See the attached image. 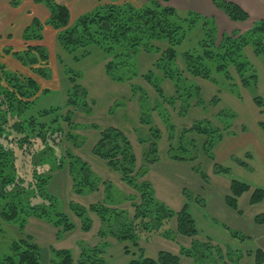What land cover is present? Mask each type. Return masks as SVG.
<instances>
[{
	"label": "trees",
	"instance_id": "1",
	"mask_svg": "<svg viewBox=\"0 0 264 264\" xmlns=\"http://www.w3.org/2000/svg\"><path fill=\"white\" fill-rule=\"evenodd\" d=\"M36 2L47 7L50 12L48 19L44 21L38 17L33 18L22 32L21 47H0V224H16L22 233L21 238L11 243L9 252L0 255V264H41L45 254L44 249L33 235L25 231L30 216L45 219L55 227L61 228L62 230L58 231V238L63 235L62 233L77 227L61 209L58 196L51 193L48 188L53 179L51 172L55 168H69L73 179L72 184L81 193L94 191L100 183H103L108 190L107 198L110 199V189L114 187V184L108 180L104 181L92 169L88 161L67 149L66 143L69 142H72L74 147L83 146L85 137L77 133L81 127H94L99 131L100 136L93 148V154L103 160L109 169L118 173L120 180L134 189L140 198V201L134 204V219L127 217V232L124 231V226L118 236L122 241H127L138 249V255L126 264H180L181 255L194 258L196 262H199L198 264H217L211 261L212 250L214 246L220 250L219 252L224 248L212 244L209 239L204 241L198 239L197 224L189 209L190 199L187 198L188 201H185L182 208L175 211L155 196V188L149 181H140V175L148 174L151 165L161 159L159 143L163 135L157 126L151 125L149 141L141 140L142 143L148 144V149L145 153L144 165L139 167L133 143L121 128L114 125L101 127L95 123L82 126L74 121L72 111L76 109L91 115L95 101L90 98L88 89L81 83L82 73L68 68L65 64H63V70L68 80L65 105L51 106L34 114L30 113V110L36 105L41 93L47 94L57 89L42 88L41 81L52 80L48 36L54 34L53 38L55 37V40H58L62 48L76 61L91 55L90 48L93 46L101 49L106 61L105 71L109 78L117 82H128L137 75V72L130 74L129 70L125 76L120 70L126 67L127 70L129 69L130 60L138 50L145 48L150 52H160L159 47L154 46L150 41H165L168 46L156 60L155 67L162 72L163 77L175 79L177 83L179 80L186 82V77L177 65L178 46L185 41L195 27L202 26L204 37L200 39L198 48L186 53V68L192 75L205 79L212 75V71L224 74L232 80L231 85L237 88L235 94L240 96V88L254 90L258 82L257 70L247 57L245 49L250 46L258 57H264V19L256 21L247 33L237 38L223 35L220 44L216 46L215 19L193 10L183 14L175 7L163 5L158 0H149L140 6L130 0H108L93 10L79 15L76 19H73L71 10L66 4L55 0H36ZM212 2L232 20L246 21L250 18L249 13L235 2L228 0H212ZM12 4L16 6L17 0H14ZM47 26L54 30L53 33L46 32ZM8 37H12L11 34ZM62 59H59L60 62H63ZM24 70H28L29 74H24ZM156 78L158 75L154 72L147 73L145 77L151 87L158 92L160 102L157 100L155 102L156 108L158 106L160 108L161 101L167 97ZM130 85L133 93L140 96L143 121L152 123L148 117L154 108L151 106L147 92L138 84ZM195 91L198 94L199 87H196ZM191 95L192 92L187 93V97ZM165 100L173 102L169 99ZM254 100L259 107L263 106L262 97L256 95ZM67 108L69 112L64 113V109ZM230 116L233 119L236 118L234 115ZM166 121L170 125L169 140L172 141L177 134L176 126L171 124L168 118ZM260 125L264 129V122ZM228 127L231 128L230 123L224 125L225 129ZM221 129L215 127L210 120L198 121L193 127L183 130L180 139H183L188 132L206 136L202 148L211 160H215L214 148L223 138ZM172 130L175 131V135ZM180 142L177 148L171 145L169 152L175 151V155L172 154L170 157L177 162L195 160V156L189 157L187 154L177 152L178 148H181L184 153L187 151L183 141ZM40 146L43 148L40 149ZM62 149H65V152L58 156L56 152ZM18 150L22 153L21 158L34 157L35 161L33 160L34 162L29 166L22 162L20 166ZM46 164L50 165V173L40 172L37 167ZM214 166L216 173L229 171L219 163L215 162ZM192 168L201 175L203 180L208 181V175L204 171L197 166ZM188 191L183 189L185 194ZM245 192H251V204H264V189L252 188L249 184L236 179L231 181L230 193L225 197L226 203L241 213L239 198ZM134 196L136 197V194ZM34 198H40L41 202L32 205ZM195 200L200 202L202 198L197 196ZM70 208L73 213L82 218V229L90 230L92 220L88 216V208L74 203L70 204ZM89 210L97 213L107 223H110L113 218H121L127 212L110 208L102 203L91 204ZM173 217H176L177 221V234L192 238V246L181 247L179 255L168 251H160L157 258L145 255L144 249L138 244L140 239L138 232L148 233L153 228L152 230L170 237L171 231L165 228V224L169 223ZM255 221L263 224L264 212L258 214ZM232 234L235 238H247V235L238 232H232ZM225 250L232 259L236 256L235 264H239L245 255H254L255 264H264V250L261 248L254 253L246 254L229 247ZM126 251H129L128 248ZM208 251L210 254L207 253ZM95 253L99 254L97 248L83 249L79 263L107 264L104 258L95 256ZM51 254L54 255L51 264H74L73 253L68 249L53 248Z\"/></svg>",
	"mask_w": 264,
	"mask_h": 264
},
{
	"label": "rangeland",
	"instance_id": "2",
	"mask_svg": "<svg viewBox=\"0 0 264 264\" xmlns=\"http://www.w3.org/2000/svg\"><path fill=\"white\" fill-rule=\"evenodd\" d=\"M130 1H132L137 6H140L149 0ZM158 1L163 5H171L175 7L179 12H182L183 14L188 12V10H192L187 7L189 4H191V0ZM19 5H21V0H17V6ZM193 11L208 18L215 19L217 26L216 46L220 44L223 35H230L231 37L237 38L242 34L247 33L253 27L252 26L249 30H243L241 28L230 30L227 29L229 27L226 24H219L215 17L203 14L196 10ZM221 11L224 12L223 10ZM77 17H75V19ZM227 17L231 19L228 15ZM231 21L235 20L231 19ZM203 37L204 31L202 29V26L195 27L189 33L185 41H183V43L178 46L179 56L177 58V65L183 76L186 77V82L179 80L176 83L175 79L163 77L162 72H160L155 67L156 60L162 54L161 52L168 46L167 42L165 41H150V43H152L154 46L159 47L160 52H150L145 48L138 50L130 60L131 65L129 69L127 70L126 67L120 70V72L125 76L127 75V72L129 70L130 74L131 72H137V75L134 78L128 80V82H117L109 78V76L107 75L105 71L106 61L104 59V53L98 47L93 46L92 48H90L92 51L91 55L85 58H81V60L79 61H76L73 59L72 55L68 54L62 48L58 40L54 41L51 36H48V48L51 55L53 76L52 80H41L43 84L42 88L53 87L57 89H53L47 94L41 93L38 96L36 105L31 108L30 113L34 114L39 110L49 108L51 106L65 105L67 100L66 89L68 80L67 76L64 74L63 64L67 65L68 68L74 69L75 71H80L82 73L81 83L88 89L90 98L95 101V104H93L94 110L91 115H87L86 113L78 111L76 109L72 111L74 121L80 123L82 126L95 123L101 127L114 125L121 128L127 133L133 143L135 153L138 158L139 167L144 165L145 153L148 149V144L142 143L141 140L146 139L149 141L151 137V125L157 126L162 131L163 135V138L159 143L161 159L159 160V162L155 163L154 166L151 165L150 168H153V171L150 169L148 174L144 173L143 176L140 175V181H149L155 188V196L161 202H167L168 204H165L175 211L179 210L182 202L188 201L187 198L190 199L188 202H196L195 197L201 195L203 196V198L206 197L207 199L209 198V190H205L203 188L198 189L196 187L195 183H202L200 181V174L192 169V167L197 166L207 175L213 176V167L215 162L207 156L204 149L202 148L206 136L188 132L187 134H185L183 139H180L183 130L193 127L195 122L210 120L215 127L223 129H221V131L223 132L224 137L226 134L234 135L232 133H239L240 131H242V125L246 122L247 124L245 125H248L247 136H255L257 140H259V137L263 138L260 139L261 147H264V133H260L257 135L255 130L254 121L259 116V113L257 111H253L251 110V108L246 111H242L239 110L236 105L234 107V105L232 104V102L235 101L234 96L235 98L239 99V96L235 94L237 88L231 85L233 84L232 80L227 78L224 74L214 71H212V75L208 78L210 80H208L203 77L192 75L191 72L188 71V68H186V53L188 51H193L195 48H198L199 46L197 45L200 39H202ZM4 46L11 45H3L1 47ZM247 48L252 47H246L245 50H247ZM260 58L262 61L260 62L262 63L260 67L261 69H263L264 57ZM59 59H62L64 63L60 62ZM258 62L259 61H257L256 66L260 65L258 64ZM150 72H154L158 75V78H156V80L163 88V93L167 97L165 99L173 101L169 102L163 99L161 101L162 105L160 106L162 110H160L159 106L156 108L155 100L159 101L160 99V97H158V92L155 88L151 87L147 79H145L147 73ZM233 72L235 71L233 70ZM23 73L29 74L28 70H24ZM132 83L142 86L145 92H147V95L150 98L151 106L154 108V110L148 117V119L152 123H146L143 121V114L141 113L139 100L140 96L139 94L135 95L133 93L134 91L132 90L130 85ZM196 87H199L200 90L198 94H196L197 92L195 91ZM188 92H192V95L189 97H187ZM260 95L264 98V85L263 91L260 92ZM244 96H246L247 99L249 98L246 93H244ZM66 112H69L68 108L64 109V113ZM219 114L223 115L220 116ZM230 115H234L236 118L233 119ZM262 116L264 117V113L262 114ZM145 117V120H147V115H145ZM166 118L169 119V122L171 124H174L176 126L177 134L172 141L169 140L171 129L169 128L170 125L167 124L168 122L166 121ZM229 123L231 124V128L228 127L227 129H225L224 125ZM172 131L175 135V131ZM77 133L85 137L83 146L74 147L72 142H69L66 143L67 149L72 150L77 155L82 157V159L88 161L92 169L104 181L108 180L114 184V187L110 189V199L107 198L109 197L108 190L103 183H100L99 187H97L94 191H86L81 193L77 191L75 189V186L72 184L73 179L69 168H55L54 171L51 172V174L53 175V179L50 181L48 188L51 193H54L58 196L61 201V209L69 216V219L74 222L77 227L74 230L62 233L63 235L58 238V231L62 230L61 228L55 227L52 223L46 221L45 219L36 216H30L28 218L25 231L28 234L33 235V233L28 231V226L29 223H32L36 220L43 221L55 229V236L52 242H41L39 241V238H36L33 235L35 240L43 247L45 252V254H43L41 264H51L52 257H54V255L51 254V249L53 248L56 250L68 249L72 251L74 264H80L79 260L82 251L86 248H97L99 254L95 253L94 255L104 258L107 261V264H126L130 259L138 255V249H136L135 246L128 243L127 241H122L118 236L122 231V227L125 226L124 231H126L127 229V217L131 220L134 219V204L140 201L139 195L134 189L120 180V176L118 175V173L109 169L105 165L103 160L93 154V148L100 136L99 131L94 127H81V129L77 130ZM181 140L183 141L185 147H187V151L184 153L181 148H178L180 151L178 150L177 152H179V154H187V156L189 157L195 156V160L177 162L170 157V155L172 154L175 155V151H173L172 153L169 152L171 145L173 144V147L177 148L178 146H180ZM257 140H254L253 143L243 141V145L244 147H250L251 145L259 147ZM4 143L6 144L5 140ZM39 148L41 149L43 147L40 146ZM18 151L20 166L22 162H24L26 166H29L30 163L35 161L34 157H31V159H28L27 157L21 158L22 153H20V150ZM236 151L239 150L236 149ZM64 152L65 149H62L58 150L56 153L58 156H60ZM216 153V161L220 164H224L226 160H223L222 157L224 156L225 152L221 153L218 150ZM49 166V164H46L37 168L42 173H50ZM171 168H174V172L170 171ZM33 169L34 166L32 170ZM162 169L166 173L162 174ZM206 182L207 181L203 180V184H205ZM183 189H187L189 191L185 194L183 192ZM249 193H247L246 197H244L240 202V207L246 212V218L252 217L254 213H257V208H259V205H250L247 199ZM135 194L136 197L134 196ZM214 196L215 195H212V198H214ZM40 202V198H34L32 205ZM73 203L88 208L87 213L92 220V226L90 230L85 231L82 229V218L71 211L70 204ZM97 203H102L105 206H109L110 208L126 210L127 212H125L124 216H122L121 218H113L110 223H107L97 213L89 210V206L91 204ZM165 228H168L171 231L170 237H166L160 232L152 230L153 228L148 231V233L138 232V234H140L138 244L144 249L145 255L152 258H157L160 251H168L179 255L181 252V247L184 246L185 248H190L192 246V238L177 234L176 217H173L169 223L165 224ZM203 229L204 228L202 226V231H205V233H212V230L210 231L208 227H206L205 230ZM247 229L248 230L246 231H249L252 234L254 233L253 235H258L259 233V231H257V229H259L258 227L254 229L251 225H249L247 226ZM21 237L22 233L16 224H0V255L2 256L8 253L11 243ZM40 238L43 239V241H48L46 235H42L40 236ZM254 238L255 241L247 239L246 242L242 244V246L249 250L255 249L258 243L256 241L258 239L259 243L264 248V244L261 242V239L257 236H255ZM216 239H219V241H221L223 245H225L223 242V238ZM212 244L214 243L212 242ZM219 246L221 247V245ZM127 248L129 250L128 252L126 251ZM223 248L224 250L219 252L220 250H217V248L214 246L212 250L213 252L211 253L210 257L211 261H214V263L217 264H235L236 262L234 259H236V256H234V259H232L225 250L226 248ZM207 253H209V251ZM180 258V264L199 263L198 261L196 262L194 258L188 256L181 255ZM243 258L239 261V264H251L252 259L246 260L245 258Z\"/></svg>",
	"mask_w": 264,
	"mask_h": 264
},
{
	"label": "crops",
	"instance_id": "3",
	"mask_svg": "<svg viewBox=\"0 0 264 264\" xmlns=\"http://www.w3.org/2000/svg\"><path fill=\"white\" fill-rule=\"evenodd\" d=\"M13 1L14 0L0 1V47L9 44L17 48L21 47L22 32L32 22L33 18L38 17L45 21L50 16V12L47 7L42 3L36 2V0H21V5L19 6H13ZM106 1L108 0H58V2L64 3L69 6L73 19L79 16V14L81 15L93 10L99 4ZM229 1L235 2L240 5L246 12L249 13L250 18L245 22L231 21V19H229L224 12L217 8L211 0H191V4H189L187 7L203 14L215 17L219 24H226L229 27L227 29L230 30L236 28L249 30L256 21L264 19V0ZM45 30L49 33H53L54 31L49 26H47ZM9 34H11L12 37H8ZM49 36H51L52 39L56 41L55 37L53 38L55 34ZM245 53L255 65L258 74V82L254 90L240 88L241 94L239 96V99L235 98L234 96L235 101L232 102V104L234 105V107L236 105L239 110L246 111L251 108V110L257 111L259 113V116L254 121L255 130L258 135L260 133H264V129L260 125L261 122H264V117L262 116V114L264 113V103L262 107H259L256 104L254 97L256 95L262 97L260 95V92L263 91L264 85V66L263 69H261V58L254 53L252 48H247V50H245ZM257 61H259L258 64H260L259 66L257 65L259 69L256 66ZM244 93L248 95V99L246 96H244ZM245 124L247 123L245 122ZM245 124L242 125L243 127L241 126L242 131H240L239 133H232L234 135L226 134L214 148V155L217 154L216 152L218 150L221 153L225 152L224 156L222 157L223 160H226L224 164H220L219 162H217L216 157L213 161L227 168L229 170L228 173H216L214 166L213 176L208 175V181L205 184H203V178L200 175V181L202 184L195 183L196 187L198 189L203 188L205 190H209V198H203V196L201 195L200 197L202 198V200L200 202H189L190 212L195 218L199 231L198 239H209L214 244L221 245L225 248L229 247L237 252H241L244 254H246L247 252L254 253L259 248L264 250L258 239L256 241L258 243L255 249L249 250L242 246V244H244L247 239L255 241V236L260 238L261 242L264 244V223L259 224L255 221V217L258 214L264 212V204H251V192H245L239 198V208L241 209V213H239L231 208L225 200L226 195L230 193V184L232 179L245 182L252 188L264 189V147L260 146V139L263 138H260L258 136L259 140H257L255 136H247L248 125ZM254 140L258 141L257 143L259 147H255V145L244 147L243 141L253 143ZM236 149H238L239 151H236ZM151 170L153 171V168H151ZM170 171L174 172V168H171ZM161 173L164 174L166 172L162 169ZM247 193H249L247 199L250 205H259V208H257V213H254V215L250 217L251 219L246 218V212L240 207V202L244 197H246ZM212 195H215L214 198H212ZM184 203L185 202L181 203L179 209L182 208ZM249 225H251L254 229H256L257 227L260 229H257V231H259L258 235H253L254 233L252 234L251 232L246 231L248 230L247 226ZM202 226L204 228L203 230L208 227L210 231L212 230V233H208L207 231V233H205V231H202ZM28 231L33 233L36 238H39V241L41 242H52L55 236V229L49 224L40 220L29 223ZM232 232H238L247 235V238H235ZM42 235H46L48 241H43V239L40 238V236ZM216 238H223V242L225 245H223V243ZM244 258L246 260L252 259L251 264H255L254 255H245Z\"/></svg>",
	"mask_w": 264,
	"mask_h": 264
}]
</instances>
